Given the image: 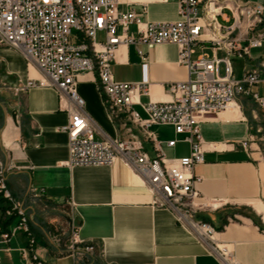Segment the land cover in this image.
<instances>
[{
    "label": "crops",
    "instance_id": "crops-1",
    "mask_svg": "<svg viewBox=\"0 0 264 264\" xmlns=\"http://www.w3.org/2000/svg\"><path fill=\"white\" fill-rule=\"evenodd\" d=\"M127 2L135 3L137 11L146 5V23L179 19L176 0ZM223 11L230 21V12ZM138 49L146 56L148 80L147 96H140V103L172 100L168 86L190 78L189 69L177 63L178 48L163 44ZM201 52L224 57L222 51L198 45L192 59ZM261 57L264 48L252 51L250 59L232 60L234 77L239 79L243 69L258 67ZM141 64L135 46L119 47L111 66L123 73L113 75L114 80L140 83ZM28 79H41L37 69L21 53L0 44V160L14 202L30 208L29 228L35 239L30 248L26 234L13 232L19 218L5 216L9 203L0 196V264H33L34 256L42 264H87V259L76 262L69 253L58 255L50 240V234L68 219L77 226L78 238L95 246L94 264H226L178 224L170 210L157 208L149 189L121 160L105 166L67 167L64 103L49 86L19 91ZM93 79L91 73L81 75L76 88L85 112L101 132L97 138H125L124 130L109 117ZM251 91L264 96V83ZM239 104L240 110L232 107L201 123L204 160L193 169L200 180L195 184L198 196L193 199L192 216L216 230L214 242L228 249L230 261L264 264V153L258 141L264 139V111L250 99L241 98ZM132 109L144 116L139 105ZM151 132L168 159L189 156V145L172 126H153ZM250 139L254 140L251 144ZM169 141H176L175 146L168 147ZM245 141L246 148L242 146ZM143 145L153 157L151 143ZM3 234L9 235L7 241Z\"/></svg>",
    "mask_w": 264,
    "mask_h": 264
},
{
    "label": "built area",
    "instance_id": "built-area-1",
    "mask_svg": "<svg viewBox=\"0 0 264 264\" xmlns=\"http://www.w3.org/2000/svg\"><path fill=\"white\" fill-rule=\"evenodd\" d=\"M176 1L179 19L154 24L144 21L146 5H140L137 11L136 4L127 0H0V44L21 53L39 72L40 80L28 79L19 91L49 86L64 103L63 111L68 115V123L62 129L67 135V167L105 166L121 160L149 189L157 208L170 210L178 224L224 261L225 254L213 241L216 230L193 219V199L198 196L195 184L200 180L193 169L204 160L202 122L226 112L231 105L240 110L241 98L250 99L264 111V96L251 91L264 83V57L259 58L255 69H243L239 79L234 77L232 63L250 59L252 51L264 48V1ZM224 9L230 12V21L225 16L229 25L222 27L218 16ZM98 35L104 40L99 42ZM163 44L178 48L177 63L189 69L190 78L168 86L172 100L142 104L139 97L148 93L147 65L146 56L138 47ZM198 45H209L213 52L222 51L224 57L201 52L193 60ZM121 46H135L142 60L140 83L114 80L111 65ZM86 73L93 74L106 111L115 127L124 130L125 138H97L101 132L85 112V102L76 88L78 78ZM135 104L144 116L132 109ZM165 125L182 135L190 147L188 157L170 160L164 156L151 127ZM144 142L151 143L153 157L145 152ZM175 143L169 141L167 146L172 148ZM247 145V141L242 144L244 148ZM0 196L9 203L5 216L19 218L13 232L26 234L32 248L35 239L29 228L30 208L23 202H14L6 187L1 160ZM77 231L73 220L68 219L50 234V240L58 255L69 253L76 262L87 259V264H94L95 246L81 241ZM1 237L9 239L8 234ZM33 259V264H42L37 257Z\"/></svg>",
    "mask_w": 264,
    "mask_h": 264
},
{
    "label": "rangeland",
    "instance_id": "rangeland-1",
    "mask_svg": "<svg viewBox=\"0 0 264 264\" xmlns=\"http://www.w3.org/2000/svg\"><path fill=\"white\" fill-rule=\"evenodd\" d=\"M240 1H242V2H250V3L253 4V3H262L264 0H240ZM223 15H229V14L226 11H223L221 13V15L218 16V22L220 23V25L222 27L223 26H228L229 24L224 21V16ZM103 40H104L103 36L102 35H98V41L101 42ZM218 57L219 58H223V55L221 53H219ZM111 72H112V75H115L116 77H118V75L123 73V70L119 69V68L118 69L112 68ZM192 78H193V76H192ZM258 141L260 142V144H259L260 150H261L262 153H264V139H259ZM178 150H180V149H178ZM227 259H229V258H227ZM224 262L226 264H232V263L229 262V260H226V258H225Z\"/></svg>",
    "mask_w": 264,
    "mask_h": 264
},
{
    "label": "bare ground",
    "instance_id": "bare-ground-1",
    "mask_svg": "<svg viewBox=\"0 0 264 264\" xmlns=\"http://www.w3.org/2000/svg\"><path fill=\"white\" fill-rule=\"evenodd\" d=\"M232 107H236V106L235 105H231L230 108H232ZM214 239H215V235H214L213 241H214ZM218 248L225 254L226 260H229V262L232 263V264H237L234 260L230 261L229 251H228V249L225 246H218ZM227 258H229V259H227Z\"/></svg>",
    "mask_w": 264,
    "mask_h": 264
},
{
    "label": "water",
    "instance_id": "water-1",
    "mask_svg": "<svg viewBox=\"0 0 264 264\" xmlns=\"http://www.w3.org/2000/svg\"><path fill=\"white\" fill-rule=\"evenodd\" d=\"M12 119L13 121H16V115L14 113H12Z\"/></svg>",
    "mask_w": 264,
    "mask_h": 264
}]
</instances>
